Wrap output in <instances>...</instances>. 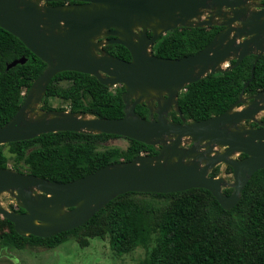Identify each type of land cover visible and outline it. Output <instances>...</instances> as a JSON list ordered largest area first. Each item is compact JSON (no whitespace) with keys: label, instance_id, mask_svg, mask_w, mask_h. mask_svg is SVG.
<instances>
[{"label":"water","instance_id":"obj_1","mask_svg":"<svg viewBox=\"0 0 264 264\" xmlns=\"http://www.w3.org/2000/svg\"><path fill=\"white\" fill-rule=\"evenodd\" d=\"M59 2L63 4L50 5ZM215 26L220 31L194 55L165 59L152 52L162 36L177 28ZM0 29L46 65L18 111L0 127V145L74 132L115 135L157 152L109 164L68 183L0 169V196L8 194L16 205L9 211L0 204V218L11 222L18 235L49 238L77 229L129 192L204 189L228 211L253 174L264 169V123L257 119L264 114V90L251 96L242 91L227 111L197 122L186 123L177 102L190 84L255 56L247 87L264 55V0H0ZM106 45L123 46L130 60L110 55ZM25 62L15 60L6 69ZM66 71L90 75L109 88L123 86V116L43 110L51 80ZM142 104L149 119L135 112ZM171 106L180 123L166 117ZM236 154L245 157L234 158ZM219 165L231 168L232 182L209 175ZM225 188L231 193L225 194Z\"/></svg>","mask_w":264,"mask_h":264},{"label":"trees","instance_id":"obj_2","mask_svg":"<svg viewBox=\"0 0 264 264\" xmlns=\"http://www.w3.org/2000/svg\"><path fill=\"white\" fill-rule=\"evenodd\" d=\"M220 29L216 26L177 28L162 36L152 52L165 59L194 55ZM103 49L117 58L130 60L129 52L121 45H106ZM19 59L26 62L6 69ZM254 61L255 56L245 57L236 68L207 75L187 86L177 101L185 122L202 121L224 113L242 91L244 96H251L264 90V55L256 62L253 79L245 88ZM45 68L16 37L0 29V127L15 115L25 93ZM123 91V86L109 88L90 75L66 71L51 80L42 109L66 111L49 105L48 100L55 98L66 102L68 111L74 113L119 119L123 116ZM135 112L148 119L146 106L137 105ZM170 119L180 123L175 111L171 112ZM260 120L264 123V114ZM117 138L121 137L57 132L0 145V169L21 172L19 164H22L27 173L51 182L68 183L109 164L127 162L140 154H157L154 147L126 138L128 145L124 150L108 146L110 140ZM61 148L65 151L61 152ZM219 172L217 166L209 175L217 177ZM224 172L232 174L229 167ZM231 191L230 188L223 190L225 194ZM153 234L157 238L146 264H264V169L253 174L239 202L228 211L208 191L191 189L170 194L125 193L110 201L81 227L49 238L20 236L11 222L0 218L1 249H53L70 238L86 247L89 239L100 238L108 239L112 252L123 255L147 246Z\"/></svg>","mask_w":264,"mask_h":264},{"label":"rangeland","instance_id":"obj_3","mask_svg":"<svg viewBox=\"0 0 264 264\" xmlns=\"http://www.w3.org/2000/svg\"><path fill=\"white\" fill-rule=\"evenodd\" d=\"M65 86V85H64ZM49 105L52 108H65L68 111V104L60 99H49ZM262 114L258 116L260 119ZM246 127H252L251 122H245ZM108 146L124 150L128 142L125 138L110 140ZM64 152V148L60 149ZM240 155H234L239 158ZM225 166H221L218 177H223L228 182H232V174L224 173ZM19 170L27 173V168L19 164ZM0 204L9 211L16 209L15 201L8 195L0 196ZM157 234L151 236L147 246H139L128 254L117 255L109 248L108 239L93 238L88 240L86 247L70 238L63 244L53 248H30L25 249H1L0 264H146L151 249L155 246Z\"/></svg>","mask_w":264,"mask_h":264},{"label":"flooded vegetation","instance_id":"obj_4","mask_svg":"<svg viewBox=\"0 0 264 264\" xmlns=\"http://www.w3.org/2000/svg\"><path fill=\"white\" fill-rule=\"evenodd\" d=\"M62 4H63V3H60V2H59V3H57L56 5H51V6H58V5H62ZM148 34H149V33H148ZM104 47H105V46H104ZM104 47H103V48H104ZM185 90H186V88H185ZM185 90H184V91H185ZM184 91H182L181 93H183ZM181 93H180V94H181ZM180 94H179V95H180ZM178 98H179V96H178ZM142 105H143V104H142ZM144 106H145V105H144ZM173 111H174L173 106H171V110L168 112V114H167V116H166L169 120H171V119H170V114H171V112H173ZM154 117H156L155 114H154ZM149 118H150V113H149V115H148V119H149ZM171 121H172V120H171ZM252 127H253V126H252ZM256 127H257V125H256ZM242 158H244V157H240V156H239L238 159H242ZM221 166H224V165H219V166H218V167H219V170L221 169ZM225 168H226V167H225ZM229 168H230V167H229ZM224 170H225V169H224ZM219 173H220V172H219ZM224 173H225V172H224ZM218 175H219V174H218ZM227 175H228V174H227ZM217 177H218V176H217ZM18 210H19V209L17 208V211H18ZM18 212H19V211H18Z\"/></svg>","mask_w":264,"mask_h":264}]
</instances>
